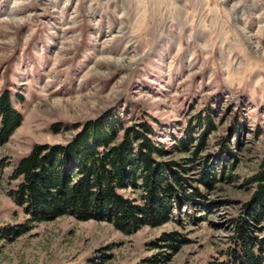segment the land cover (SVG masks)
<instances>
[{"label": "rangeland", "instance_id": "374dc122", "mask_svg": "<svg viewBox=\"0 0 264 264\" xmlns=\"http://www.w3.org/2000/svg\"><path fill=\"white\" fill-rule=\"evenodd\" d=\"M4 92L21 123L0 146V264H148L164 251L153 243L172 231L188 243L158 264L226 263L231 220L264 161V0H0ZM106 112L149 123L167 146L189 121L196 137L195 119L209 117L202 156L225 144L239 160L233 178L225 170L203 190L205 207L184 208L159 228L125 235L64 217L9 235L27 220L10 196L17 162L34 145L66 144L72 125Z\"/></svg>", "mask_w": 264, "mask_h": 264}, {"label": "trees", "instance_id": "16d2710c", "mask_svg": "<svg viewBox=\"0 0 264 264\" xmlns=\"http://www.w3.org/2000/svg\"><path fill=\"white\" fill-rule=\"evenodd\" d=\"M195 120L198 127L203 126L201 132L193 137L189 121L185 135L171 146L157 140L149 123L125 122L110 112L72 125L76 132L66 144L34 145L10 176L18 181L10 196L27 220L7 233L21 235L32 226L71 217L79 222H105L131 235L144 227L171 223L184 208L205 207L199 201L205 199L203 190H211L225 170L231 180L229 171H235L239 160L222 143L214 146L220 147L216 156H202L214 123L200 115ZM20 123V114L4 92L0 95V146ZM61 127L58 123L51 129L59 133ZM195 167L199 171L192 176ZM246 182L253 192L231 220V248L225 264H264V236H258L264 222V161ZM128 191L132 194L126 195ZM187 243L176 231L162 233L153 247L164 251L148 264L167 260Z\"/></svg>", "mask_w": 264, "mask_h": 264}]
</instances>
